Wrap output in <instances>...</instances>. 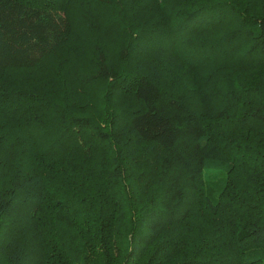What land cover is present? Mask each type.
Listing matches in <instances>:
<instances>
[{
	"label": "trees",
	"instance_id": "16d2710c",
	"mask_svg": "<svg viewBox=\"0 0 264 264\" xmlns=\"http://www.w3.org/2000/svg\"><path fill=\"white\" fill-rule=\"evenodd\" d=\"M0 264H264V0H0Z\"/></svg>",
	"mask_w": 264,
	"mask_h": 264
}]
</instances>
